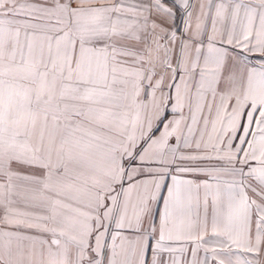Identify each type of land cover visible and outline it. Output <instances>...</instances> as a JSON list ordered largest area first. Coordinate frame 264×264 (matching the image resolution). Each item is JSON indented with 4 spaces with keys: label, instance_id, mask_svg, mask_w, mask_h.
I'll return each instance as SVG.
<instances>
[{
    "label": "snow or ice",
    "instance_id": "snow-or-ice-1",
    "mask_svg": "<svg viewBox=\"0 0 264 264\" xmlns=\"http://www.w3.org/2000/svg\"><path fill=\"white\" fill-rule=\"evenodd\" d=\"M0 264H264V0H0Z\"/></svg>",
    "mask_w": 264,
    "mask_h": 264
}]
</instances>
